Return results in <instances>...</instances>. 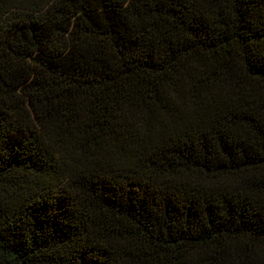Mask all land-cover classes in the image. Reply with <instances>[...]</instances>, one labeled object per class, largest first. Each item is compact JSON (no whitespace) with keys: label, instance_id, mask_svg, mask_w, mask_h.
<instances>
[{"label":"trees","instance_id":"16d2710c","mask_svg":"<svg viewBox=\"0 0 264 264\" xmlns=\"http://www.w3.org/2000/svg\"><path fill=\"white\" fill-rule=\"evenodd\" d=\"M0 264H264V0H0Z\"/></svg>","mask_w":264,"mask_h":264}]
</instances>
